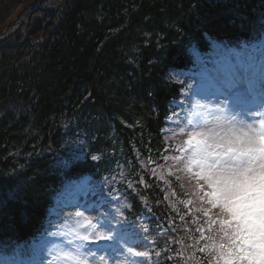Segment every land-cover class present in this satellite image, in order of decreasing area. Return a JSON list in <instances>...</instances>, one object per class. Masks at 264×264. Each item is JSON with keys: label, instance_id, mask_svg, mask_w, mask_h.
I'll use <instances>...</instances> for the list:
<instances>
[{"label": "trees", "instance_id": "1", "mask_svg": "<svg viewBox=\"0 0 264 264\" xmlns=\"http://www.w3.org/2000/svg\"><path fill=\"white\" fill-rule=\"evenodd\" d=\"M34 2L26 30L33 43L22 29L0 42V243L43 216L51 199L47 152L60 146L53 132L68 129L67 138L85 136V149L112 156L115 147L131 154L133 144L156 142L175 92L164 72L176 49L204 30L245 35L246 6L264 19V0H0V29ZM68 104L76 112L62 109ZM83 122L98 129L90 133ZM106 135L110 141L100 143Z\"/></svg>", "mask_w": 264, "mask_h": 264}, {"label": "rangeland", "instance_id": "2", "mask_svg": "<svg viewBox=\"0 0 264 264\" xmlns=\"http://www.w3.org/2000/svg\"><path fill=\"white\" fill-rule=\"evenodd\" d=\"M20 11L15 12V16L18 15L17 25L21 22H27L25 13L30 9V5L19 7ZM22 14V15H21ZM10 19V18H9ZM252 121H246L240 117L234 109L224 110L220 108L218 111L214 112L212 116L204 123L195 129L187 131V134L191 136L193 133H200L198 139L202 141L205 152H226L233 151L235 155H240V142L238 137L243 136L242 127L246 123ZM241 132V133H240ZM206 138V139H205ZM254 143V142H253ZM253 145V144H252ZM252 151V146L247 150V152ZM210 167H214L209 164ZM227 171L226 174L220 175L219 173H213L209 179V185L206 190L217 191L221 195L222 204L227 206H232L240 190L247 195V193L253 188L260 186L262 188V181L259 180L263 176L262 170H249L244 166L237 165L236 163H228L222 165L220 168ZM255 196H252V198ZM258 198H264V191L262 195ZM259 206L264 208V203L259 199ZM264 215L260 216L262 219ZM90 223H92L90 221ZM98 226V225H97ZM5 259L4 255L0 256V261Z\"/></svg>", "mask_w": 264, "mask_h": 264}, {"label": "clouds", "instance_id": "3", "mask_svg": "<svg viewBox=\"0 0 264 264\" xmlns=\"http://www.w3.org/2000/svg\"><path fill=\"white\" fill-rule=\"evenodd\" d=\"M242 132L254 138V143L252 145V151L258 156L255 159V166L257 170L264 169V126L259 124H252L251 122L246 123L242 127ZM188 155L191 157L190 163L192 167L200 168L205 160L204 150L198 145L193 144L188 149ZM246 160H251L252 157H245ZM68 221L74 222V234L79 237V239H88V231L92 228L97 227L94 223L96 221L95 216H85L84 221H91L93 223L84 224L79 221L73 212L66 213ZM81 233H86L85 235H80ZM63 260L65 264H93L90 260L89 255L84 252L80 247L69 248L63 254Z\"/></svg>", "mask_w": 264, "mask_h": 264}, {"label": "bare ground", "instance_id": "4", "mask_svg": "<svg viewBox=\"0 0 264 264\" xmlns=\"http://www.w3.org/2000/svg\"><path fill=\"white\" fill-rule=\"evenodd\" d=\"M129 7H130V5H129ZM246 11L248 13H251V7L250 6H246ZM224 13L228 14L229 12L228 11H224ZM223 15L225 16V14H223ZM239 37H240V35H237V36L233 37V39H238ZM67 107H68L69 111L76 112L74 107H72L69 104L68 105H64L62 107V109L65 110V109H67ZM81 120H82V115H81V118H80V122H81ZM83 125L86 127V129L89 130L88 132H90V133L98 129L97 126L88 125V124H85L84 122H83ZM71 134H72V132L70 130L67 129V131L64 132L63 129H61V130H57V131L53 132L51 139L53 141H55L57 139V142H58L57 144L61 146L62 144H65L67 142V140H68L67 135H71ZM102 142H104V139L102 141H100V143H102ZM60 148H62V147H60ZM66 148H68V146ZM121 156H123L128 163L131 162L129 160L130 156H128L127 154H121ZM33 158H34V155H33ZM34 159H36V158H34ZM22 166L24 168L26 167V165H22ZM139 169H140L139 167H134L135 172L136 171H140ZM263 177H264V175H263ZM138 187H139V189L142 192L146 193L151 200L156 201V202L161 201V196L159 195V193L158 194L154 193L156 191L153 190V188L150 185H138ZM50 189H51L50 186L47 187V190H50ZM77 190H78L79 194H82V192L84 191V187L81 186Z\"/></svg>", "mask_w": 264, "mask_h": 264}, {"label": "snow or ice", "instance_id": "5", "mask_svg": "<svg viewBox=\"0 0 264 264\" xmlns=\"http://www.w3.org/2000/svg\"><path fill=\"white\" fill-rule=\"evenodd\" d=\"M219 63V62H218ZM226 65H230L231 63H227V62H224ZM235 102L237 104L239 103H242L243 102V94L240 90H237V93H236V96H235ZM194 107L196 108H199L201 107V105H199V103H197ZM261 125L264 126V121L261 122ZM200 133H193L191 135V137H189L186 141V143H197V144H200V143H203L202 141H200L198 139ZM238 141L240 142V151L241 152H246L253 144L254 142V138L247 135L246 133L243 135V136H240L237 138ZM93 159H99L98 156H93ZM85 222H88L87 220Z\"/></svg>", "mask_w": 264, "mask_h": 264}]
</instances>
